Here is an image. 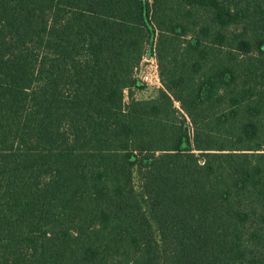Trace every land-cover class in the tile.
<instances>
[{"label":"trees","instance_id":"obj_1","mask_svg":"<svg viewBox=\"0 0 264 264\" xmlns=\"http://www.w3.org/2000/svg\"><path fill=\"white\" fill-rule=\"evenodd\" d=\"M0 264H264V0H0Z\"/></svg>","mask_w":264,"mask_h":264},{"label":"rangeland","instance_id":"obj_2","mask_svg":"<svg viewBox=\"0 0 264 264\" xmlns=\"http://www.w3.org/2000/svg\"><path fill=\"white\" fill-rule=\"evenodd\" d=\"M152 48L153 44H150L146 56L135 71V78L137 79L138 85L132 90V94L136 100L154 99L163 88L157 75L158 66ZM125 100L129 101L128 92H126ZM176 105L179 106L178 103ZM134 183L138 193H141V184L137 174H135Z\"/></svg>","mask_w":264,"mask_h":264},{"label":"built area","instance_id":"obj_3","mask_svg":"<svg viewBox=\"0 0 264 264\" xmlns=\"http://www.w3.org/2000/svg\"><path fill=\"white\" fill-rule=\"evenodd\" d=\"M157 71H158V70H157ZM157 75H158V77H159V81H160V83H161L160 76H159V72H158V74H157ZM161 85H162V84H161Z\"/></svg>","mask_w":264,"mask_h":264}]
</instances>
